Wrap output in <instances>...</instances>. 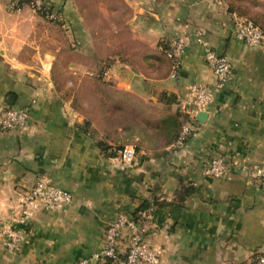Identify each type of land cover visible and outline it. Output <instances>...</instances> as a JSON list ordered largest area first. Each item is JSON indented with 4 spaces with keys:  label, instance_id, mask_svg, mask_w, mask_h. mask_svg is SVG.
Wrapping results in <instances>:
<instances>
[{
    "label": "crops",
    "instance_id": "crops-1",
    "mask_svg": "<svg viewBox=\"0 0 264 264\" xmlns=\"http://www.w3.org/2000/svg\"><path fill=\"white\" fill-rule=\"evenodd\" d=\"M53 3L61 23L0 0V111L28 110L23 126L0 132V223L42 173L73 200L36 211L16 251L0 238V264H113L100 256L108 224L151 205L147 236L163 249L161 264H250L264 253V185L242 167L264 163V44L234 34L237 9L264 13V0ZM199 30L232 62L223 89ZM182 33L193 40L172 78L163 49ZM194 83L213 101L177 145L179 96ZM130 145L136 155L125 163ZM218 154L228 161L222 177L206 173ZM182 183L195 193H177Z\"/></svg>",
    "mask_w": 264,
    "mask_h": 264
},
{
    "label": "built area",
    "instance_id": "built-area-1",
    "mask_svg": "<svg viewBox=\"0 0 264 264\" xmlns=\"http://www.w3.org/2000/svg\"><path fill=\"white\" fill-rule=\"evenodd\" d=\"M19 0H15L16 5ZM53 0H29L28 6L38 15L44 10L48 11ZM46 16L52 21L58 20L57 9L48 11ZM235 38L249 47H259L264 44V31L248 16L237 15L235 20ZM192 36L187 33L177 35L168 41L163 49L167 58L171 61L172 78L180 74L182 57L186 49L192 43ZM196 41L204 47L205 62L212 68L216 76V88L223 89L233 77V65L230 58L219 53L211 45L204 31L199 30ZM214 97L213 90L204 83H194L190 86L186 96H179V113L182 118L181 131L176 144L185 143L195 129V116L200 112L208 111ZM190 116L193 120L190 121ZM28 118L27 109L11 108L0 111V132L16 129L23 126ZM121 158L125 163H131L136 155L135 147H125ZM250 171V175L260 185H264V163L254 166H242ZM228 171V161L223 155H215L211 158L206 173L215 177H222ZM73 200L72 193L58 187L47 173H42L33 187L22 197L21 203L13 210L9 219L0 223V238L3 239L5 248L10 251L18 249L23 228L30 222L33 214L38 210L52 211L69 205ZM154 206L151 205L141 213L142 221L138 222L134 216L119 213L108 224L104 238V247L100 256L111 260L113 264H161L163 249L153 245L147 236V220L152 217ZM125 230H129L128 244L125 250L121 249ZM86 264V261H81ZM250 264H264V253L255 254Z\"/></svg>",
    "mask_w": 264,
    "mask_h": 264
},
{
    "label": "trees",
    "instance_id": "trees-1",
    "mask_svg": "<svg viewBox=\"0 0 264 264\" xmlns=\"http://www.w3.org/2000/svg\"><path fill=\"white\" fill-rule=\"evenodd\" d=\"M28 3H29V0H19V2H17L18 6H21L22 4H27L28 5ZM55 9H56V7H55V5L53 3L52 6H49L48 11H54ZM237 10H238L239 15L248 16L257 25H259L264 31V13L263 12H258V13L254 14V15H249L245 10H240V9H237ZM48 11H46V10L44 11L43 10L41 12V16H43L44 18H46L49 21H52L51 19H49L46 16V13ZM57 14L59 16L58 20H55V21H52V22L61 23L62 17H61L60 12L58 10H57ZM253 17L255 19H253ZM83 128L85 130H87V123L85 124V127H83ZM99 145H100L101 149L104 150V151L108 149V146L104 142H100ZM177 193H184V194L195 193V187H192V186H189V185H185V184L182 183V187ZM134 217H135V219L138 222L142 221L141 214H137Z\"/></svg>",
    "mask_w": 264,
    "mask_h": 264
},
{
    "label": "water",
    "instance_id": "water-1",
    "mask_svg": "<svg viewBox=\"0 0 264 264\" xmlns=\"http://www.w3.org/2000/svg\"><path fill=\"white\" fill-rule=\"evenodd\" d=\"M206 114H207L206 112H200L198 116L200 119L204 120V118L206 117Z\"/></svg>",
    "mask_w": 264,
    "mask_h": 264
},
{
    "label": "rangeland",
    "instance_id": "rangeland-1",
    "mask_svg": "<svg viewBox=\"0 0 264 264\" xmlns=\"http://www.w3.org/2000/svg\"><path fill=\"white\" fill-rule=\"evenodd\" d=\"M252 18V17H251ZM253 19H255L254 17H253ZM108 74V71L106 70L105 72H104V76H106Z\"/></svg>",
    "mask_w": 264,
    "mask_h": 264
}]
</instances>
